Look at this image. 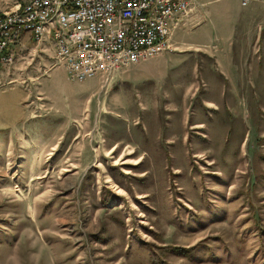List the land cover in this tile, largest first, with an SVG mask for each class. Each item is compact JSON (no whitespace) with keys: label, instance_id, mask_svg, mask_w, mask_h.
Returning <instances> with one entry per match:
<instances>
[{"label":"rangeland","instance_id":"374dc122","mask_svg":"<svg viewBox=\"0 0 264 264\" xmlns=\"http://www.w3.org/2000/svg\"><path fill=\"white\" fill-rule=\"evenodd\" d=\"M172 47L0 71V264H264V1L202 0Z\"/></svg>","mask_w":264,"mask_h":264},{"label":"built area","instance_id":"2783aa9c","mask_svg":"<svg viewBox=\"0 0 264 264\" xmlns=\"http://www.w3.org/2000/svg\"><path fill=\"white\" fill-rule=\"evenodd\" d=\"M196 7L197 0H26L0 12V70L14 63L15 45L30 32L38 42L51 40L55 63L70 79L107 82L114 71L171 48L174 29Z\"/></svg>","mask_w":264,"mask_h":264},{"label":"crops","instance_id":"0c3cea01","mask_svg":"<svg viewBox=\"0 0 264 264\" xmlns=\"http://www.w3.org/2000/svg\"><path fill=\"white\" fill-rule=\"evenodd\" d=\"M26 0H0V12H2V11H4V10H6L7 8H10V7H17V6H19V5H22L24 2H25ZM202 4H203V1L202 0H197V9H199L201 6H202ZM195 8V9H196ZM193 14H196V12H194ZM32 36H31V33L30 32H24L23 34H22V37H21V39H20V41L15 45V51H17L18 50V46H19V44L22 42V43H25V42H27L30 38H31ZM44 41H46V42H49V43H51V40L50 39H45ZM43 41V42H44ZM51 45H52V43H51ZM52 48H53V45H52ZM53 52H54V49H53ZM16 59H17V57H16ZM16 59H15V61H16ZM15 64V63H14ZM12 65V64H11ZM10 66V65H9ZM4 68H6V67H4ZM3 69V68H2ZM1 71V70H0ZM129 70L128 69H125V70H122V71H118V70H116V71H114L113 73H112V75H111V77H113V75H115L116 74V72H122V75H125V73H127Z\"/></svg>","mask_w":264,"mask_h":264}]
</instances>
